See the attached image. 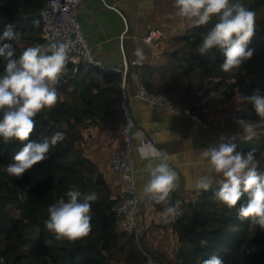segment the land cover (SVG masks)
Returning <instances> with one entry per match:
<instances>
[{
  "label": "trees",
  "instance_id": "trees-1",
  "mask_svg": "<svg viewBox=\"0 0 264 264\" xmlns=\"http://www.w3.org/2000/svg\"><path fill=\"white\" fill-rule=\"evenodd\" d=\"M45 2L0 0V34L6 25L13 26L17 38L3 43L12 44L17 57L27 47L45 45L38 16ZM262 7L264 0H248L249 10L256 13ZM256 23L260 27H256L255 36L248 45L253 56L239 70L228 74L221 72L219 65L224 57L218 50L214 49L206 56L196 52L214 21L207 25L204 33L202 26L193 27L186 21L184 32L171 39L172 47L164 65L156 68L159 74L180 75L184 80L175 78L170 87L160 90L152 87L144 75L138 78L151 92L171 95L191 104H196L200 97L220 91L221 99L236 104V117L232 116L231 124H228V138L237 136L233 141L237 150L243 153L253 151L259 161L264 160V128L257 130L255 140L243 142L237 135L239 128L236 124L239 119L259 120L253 106L241 97L257 91L264 95V23ZM3 67L4 62L0 59V73ZM150 68L142 66L139 71ZM66 69L56 86L57 91L66 92L68 85L73 86L76 98L72 103L58 100L51 110L38 114L31 136V140H38L55 132L64 133V139L50 150L48 159L33 166L20 179L10 177L5 167L13 162V155L24 145L16 141L5 143L0 138V258L4 264H109L117 260H122L123 264H147L149 259L157 264H202L211 256L218 257L222 264H264V231L251 226L249 221H242L237 213L247 196L241 198L237 209L229 210L211 199L218 184L183 203L182 216L172 226L179 244L172 261L147 252L145 248L144 255L133 235L120 233L115 216L120 196H112L99 163L85 156L83 141L90 134L88 138H93L92 129L100 128L101 121H105L109 103L121 99L118 87L121 75L83 64L78 65L73 76L72 67L67 65ZM251 80L255 82L244 88L243 84ZM202 108L194 106L190 110L200 115ZM259 167L264 171V163H259ZM34 176L40 179L32 184ZM70 186L82 192L94 190L98 199L92 202L91 233L76 243L61 245L47 232L44 220L48 206L64 196ZM201 240H207V246L201 247Z\"/></svg>",
  "mask_w": 264,
  "mask_h": 264
},
{
  "label": "clouds",
  "instance_id": "clouds-1",
  "mask_svg": "<svg viewBox=\"0 0 264 264\" xmlns=\"http://www.w3.org/2000/svg\"><path fill=\"white\" fill-rule=\"evenodd\" d=\"M174 7L176 15L193 27L214 21L196 52L206 56L214 49L220 51L224 57L219 65L221 72L228 74L239 70L253 56L248 45L256 33V14L241 0H174ZM17 36L10 24L0 34V59L4 62L0 73V138L5 143L16 141L24 145L13 155V162L5 167L8 176L20 179L26 171L48 159L50 150L64 139L63 132L38 140H31V136L36 127L35 117L51 110L58 102L56 86L67 68L70 45L53 42L30 46L17 57L13 45L3 43L14 41ZM134 56L137 63L145 59L141 48L134 51ZM241 99L251 104L259 117L258 121H236L238 137H242L243 142H252L257 138V130L264 128V95L257 91ZM235 139L237 136L221 135L218 144L200 150L208 169L207 174L198 179L196 189L208 192L213 183L218 184L211 199L229 210L237 209L241 198L247 196L246 202L238 207V217L264 231V171L260 170L253 151L237 150ZM140 156L146 161H158L154 166L150 165V178L142 191L153 205H162L160 214L166 221L176 214L171 194L176 188L177 173L168 163L167 154L160 149L145 146L140 150ZM97 199L94 190L82 192L70 186L64 196L48 206L44 220L47 232L61 245L86 238L92 230V202ZM207 243V240L199 242L201 247ZM0 264H4L2 258ZM202 264H222V261L211 256Z\"/></svg>",
  "mask_w": 264,
  "mask_h": 264
},
{
  "label": "crops",
  "instance_id": "crops-1",
  "mask_svg": "<svg viewBox=\"0 0 264 264\" xmlns=\"http://www.w3.org/2000/svg\"><path fill=\"white\" fill-rule=\"evenodd\" d=\"M176 11L174 0H81L77 20L85 39L99 47L96 57L102 62L103 67L111 70L128 60L129 74L135 73L139 78L144 75L152 87L164 90L175 78L183 81L180 75L159 74L156 71L157 67L165 63L172 47L171 39L186 29V21L180 19ZM153 29L162 30L165 35L155 48L142 40ZM137 48L143 49L145 56L140 63L136 62L137 58L134 56ZM142 66L152 68L139 71V67ZM128 75L124 79L121 76L118 87L121 94L125 93L131 101L130 111L134 121L131 140L132 160L137 195L141 201L137 211L138 238L147 252L159 254L172 261L178 247L177 236L172 229L175 220L170 216L165 221L160 214L162 205H153L143 195V186L150 178L149 167L158 161L142 159L139 142L144 137H153L156 140L154 147L167 154L168 163L177 173L176 188L171 194L172 203L176 209H182L185 201L194 199L202 192L197 191L196 183L202 175L207 174L208 164L206 160L201 159L200 150L218 144L222 132L218 131L219 122L213 116L208 117L206 125L199 123L198 120L206 115L204 107L201 109L202 114L196 115L190 110L195 104L180 98L169 95L181 112L188 109L197 119L182 114L172 115L136 101L133 98L136 84ZM65 91L58 94V100L72 103V99L77 96L76 88L68 85ZM121 99L109 103V114L105 121H101L100 128L92 129L95 133L93 138H88L90 134L83 141L85 156L92 162L99 163L100 172L110 193L112 196L120 197V181L109 171L107 158L111 149L121 146L123 125V114L119 108ZM154 263L157 264L156 261Z\"/></svg>",
  "mask_w": 264,
  "mask_h": 264
},
{
  "label": "built area",
  "instance_id": "built-area-1",
  "mask_svg": "<svg viewBox=\"0 0 264 264\" xmlns=\"http://www.w3.org/2000/svg\"><path fill=\"white\" fill-rule=\"evenodd\" d=\"M81 0H46L40 9L38 16L42 24L41 37L45 45L53 42H68L70 45L69 66L72 67L71 76L77 73L78 65L83 64L91 68H105L102 62L97 59L96 54L99 47L90 44L84 37L81 26L77 20L78 6ZM105 3V2H104ZM163 37L159 29L149 31L143 42L151 47H157L158 41ZM135 64V63H134ZM133 64V65H134ZM122 78L129 74L126 63L111 69ZM67 72V69L64 73ZM136 84L133 98L154 108L162 109L172 115H185L197 119L188 109L182 112L176 107L170 96L162 93L151 92L139 80L135 73L128 75ZM124 89V83H122ZM122 99L119 102L120 111L123 114L121 146L110 150L107 162L108 169L116 175L120 181L121 197L115 209V216L118 219V231L125 235H133L140 250L146 255L138 238L137 211L140 207V199L137 195L135 184V168L132 160V130L134 121L130 111V99L122 92ZM201 125H206L198 120ZM155 146L156 140L153 137H144L140 140L139 146ZM182 209H176V214L171 217L176 221L182 216ZM142 248V249H141Z\"/></svg>",
  "mask_w": 264,
  "mask_h": 264
},
{
  "label": "rangeland",
  "instance_id": "rangeland-1",
  "mask_svg": "<svg viewBox=\"0 0 264 264\" xmlns=\"http://www.w3.org/2000/svg\"><path fill=\"white\" fill-rule=\"evenodd\" d=\"M241 2L245 5V7H247L248 0H241ZM255 14H256L255 15V20L257 22H259V23H264V7L259 9L258 12H256ZM256 27L259 28L260 25H258V23H256ZM207 29H208L207 25L202 26V32L203 33L206 32ZM161 41H162V38L158 41V45H159V43ZM183 80H184V78H183ZM170 85L167 86V87H170ZM219 95H220V91L218 93H216V94L215 93L214 94H210L207 97H200L197 100L195 106L199 108L200 106H198V104H200V105H202L204 107V111L206 112V115L203 118H201V120L205 124H206V122L208 120V117L209 116H213L216 119V121L219 122L218 131H221L222 135L228 137L229 134H230V130L228 128V124L229 125L231 124L230 119H231L232 116L236 117L235 116L236 104L234 102L233 103L230 102L229 100L226 101L225 99H221L219 97ZM259 163L260 164L264 163V160H259ZM39 179H40V177L34 176L33 180H32V184H35V182L38 181ZM178 247H179V244H178ZM178 247H177V250H178ZM165 260H167V259H165ZM150 261H152V260H148L147 264H150L149 263ZM109 264H123V263H122V260H117L115 263L114 262H110ZM151 264H155V263L152 261Z\"/></svg>",
  "mask_w": 264,
  "mask_h": 264
},
{
  "label": "water",
  "instance_id": "water-1",
  "mask_svg": "<svg viewBox=\"0 0 264 264\" xmlns=\"http://www.w3.org/2000/svg\"><path fill=\"white\" fill-rule=\"evenodd\" d=\"M126 67H127V70L130 69V63H129L128 60H126ZM254 82H255V80H251V81H249V82H247V83H244V84H243V87H244V88H248V87H250Z\"/></svg>",
  "mask_w": 264,
  "mask_h": 264
}]
</instances>
